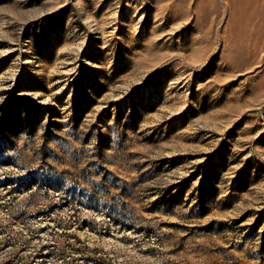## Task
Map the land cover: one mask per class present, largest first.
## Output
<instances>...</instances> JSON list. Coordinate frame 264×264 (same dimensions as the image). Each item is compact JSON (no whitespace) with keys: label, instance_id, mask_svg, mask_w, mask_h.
<instances>
[{"label":"rangeland","instance_id":"obj_1","mask_svg":"<svg viewBox=\"0 0 264 264\" xmlns=\"http://www.w3.org/2000/svg\"><path fill=\"white\" fill-rule=\"evenodd\" d=\"M0 264H264V0H0Z\"/></svg>","mask_w":264,"mask_h":264}]
</instances>
